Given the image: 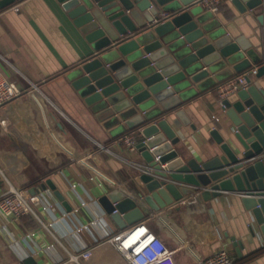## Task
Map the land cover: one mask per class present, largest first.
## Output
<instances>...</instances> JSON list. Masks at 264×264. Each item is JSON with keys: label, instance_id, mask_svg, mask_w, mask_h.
I'll list each match as a JSON object with an SVG mask.
<instances>
[{"label": "crops", "instance_id": "1", "mask_svg": "<svg viewBox=\"0 0 264 264\" xmlns=\"http://www.w3.org/2000/svg\"><path fill=\"white\" fill-rule=\"evenodd\" d=\"M223 3L226 12L215 15L231 32L258 45L262 29L255 14L261 8L245 18L231 0ZM87 52L85 38L59 0H16L0 8V72L22 90L12 103L0 107V196L6 178L32 189L51 178L63 195L58 199L51 189L54 212L74 210L52 222L42 203H33L43 223L32 215L15 219L0 213V264H56L66 249L75 253L84 247L92 249L86 264H128L105 241L122 228L109 218L98 197L115 186L132 193L142 186L132 168L137 153L119 147L114 140L126 132L103 129L69 85V69ZM236 73L231 67L224 69L184 108L195 125L176 122L177 148L186 157L211 155L209 129L217 121L213 114L221 113L214 86ZM33 85V94L25 93ZM96 140L106 147L80 160L95 148ZM245 213L238 196L227 193L201 197L194 206L182 202L152 211L134 208L126 215L125 228L144 222L175 249L178 264H193L191 250L208 255L220 246L227 247L233 264H264L262 252L248 258L261 251V240L250 235ZM238 240L240 254L234 244Z\"/></svg>", "mask_w": 264, "mask_h": 264}, {"label": "water", "instance_id": "2", "mask_svg": "<svg viewBox=\"0 0 264 264\" xmlns=\"http://www.w3.org/2000/svg\"><path fill=\"white\" fill-rule=\"evenodd\" d=\"M15 1L0 0V8ZM59 1L88 44L69 69L70 87L103 129L136 135L132 168L142 186L99 195L109 218L123 229L126 215L140 206L170 208L196 192L199 205L201 197L232 193L264 254V0H231L245 18L261 8L258 45L195 0ZM230 67L255 72L221 100L209 129L211 155L186 157L177 148L176 122L195 127L184 108ZM45 182L63 199L51 178ZM234 244L240 254L242 242Z\"/></svg>", "mask_w": 264, "mask_h": 264}, {"label": "built area", "instance_id": "3", "mask_svg": "<svg viewBox=\"0 0 264 264\" xmlns=\"http://www.w3.org/2000/svg\"><path fill=\"white\" fill-rule=\"evenodd\" d=\"M224 0H195L203 8H207L212 13H219V5ZM255 67L245 69L243 72L236 73L222 82L215 85L214 91L216 93L218 104L225 96H228L238 89L247 85V74L254 73ZM35 85L25 90V93L33 94ZM22 90L11 79L6 78L0 72V107L7 106L12 103ZM216 119L217 115L213 114ZM114 142L124 149L133 152L136 135L135 133H124L117 137ZM105 144L96 140L95 148L88 151L85 156H80V160L84 161L86 156H90L98 149L105 148ZM70 151V150H69ZM71 157L73 151L69 152ZM7 185L5 191L0 196V213L19 219L24 215H32L37 221L43 223L39 218L33 203H42V208L48 210L52 214V222L60 219L61 216H66L68 213H73L74 210L62 211L61 214L54 212L52 208L53 192L47 185H42L39 188H29L24 185H16L8 178H6ZM198 202L196 194H190L184 203L189 206L195 205ZM93 220L92 222H96ZM76 228L74 231H79ZM73 231V232H74ZM32 234V232H30ZM105 241L110 243L118 253L128 262V264H178L174 257L175 249L170 248L162 238L153 233L150 228L142 221L136 222L127 228L116 231L105 238ZM191 259L193 264H233L234 259L227 247L220 246L208 255H200L194 250H191ZM92 255L90 247H84L78 252H71L66 249L60 262L56 264H86L85 261Z\"/></svg>", "mask_w": 264, "mask_h": 264}, {"label": "trees", "instance_id": "4", "mask_svg": "<svg viewBox=\"0 0 264 264\" xmlns=\"http://www.w3.org/2000/svg\"><path fill=\"white\" fill-rule=\"evenodd\" d=\"M224 2V1H223ZM221 3L220 5H219V10L220 11H224V12H226V4H224V3ZM261 251H258V252H255V253H252V254H250L249 256H248V258L249 257H252V256H255L256 254H259Z\"/></svg>", "mask_w": 264, "mask_h": 264}]
</instances>
